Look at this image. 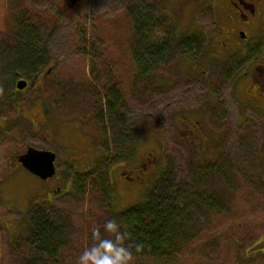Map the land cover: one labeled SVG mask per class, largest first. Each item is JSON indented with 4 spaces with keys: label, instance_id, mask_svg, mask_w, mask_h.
Wrapping results in <instances>:
<instances>
[{
    "label": "rangeland",
    "instance_id": "374dc122",
    "mask_svg": "<svg viewBox=\"0 0 264 264\" xmlns=\"http://www.w3.org/2000/svg\"><path fill=\"white\" fill-rule=\"evenodd\" d=\"M138 3L140 7L153 4L156 9L167 6L164 15L174 19L178 36H206L204 60L195 63L185 57L174 58L166 71L153 74L151 83L143 79L137 86L122 87V81L129 76L128 67L117 61L115 49L119 45L126 48L130 36L118 32L110 21L119 19L126 29L125 11ZM23 5L34 13L32 23L36 25L27 30L35 34V48L44 55L45 65L36 83L30 82L29 89L17 91L19 76L12 77V68H7L12 53L3 50L2 40L8 39L7 24L14 20L8 13ZM226 12L222 0H78L73 7L68 0H0V111L9 107V114L0 119V222L5 225L0 229V264H13L11 242L25 235L30 210L36 203L56 207L71 217L65 264H76L78 254L93 242L94 227L100 226L103 231L106 220L114 219L112 209L103 200L95 196L74 198L71 188L73 174L93 171L96 161L102 160L103 151L109 147L106 128L96 125V121L102 120L100 117L116 103L122 104L125 129L129 131L138 125L143 137L135 144L133 157L126 155L109 169L116 208L125 210L145 202L159 184L165 167L181 175L194 154L191 144L198 130L203 133L199 136L208 140L206 144L217 132L225 133L226 148L238 173L225 187V211L212 222L199 225V236L185 248L176 264L264 261L262 251L256 256L252 254L249 260L245 253L261 247L260 241H256L264 237V195L257 191L255 179L247 182L239 172L249 160L240 151L243 135L253 139L256 159L257 150H264V104L247 97L245 85L250 79L241 77L256 58L264 64V26L253 57L242 65L228 66L221 62L217 52L211 56L215 39L226 27ZM210 62L220 70L213 88L210 87L211 101H219L224 108L226 127L212 125L206 111L199 123L193 122L190 114L201 110L209 87L205 80L188 81L186 71L197 70L194 65L202 70ZM228 72L230 80L223 77ZM12 99L14 107L8 104ZM29 147L57 154V171L52 180L40 179L18 161ZM146 157L153 159L146 161L143 169ZM131 170L135 172L129 180ZM58 188L60 191L54 194ZM235 214L241 216L235 218ZM135 263L133 259L131 264Z\"/></svg>",
    "mask_w": 264,
    "mask_h": 264
},
{
    "label": "trees",
    "instance_id": "16d2710c",
    "mask_svg": "<svg viewBox=\"0 0 264 264\" xmlns=\"http://www.w3.org/2000/svg\"><path fill=\"white\" fill-rule=\"evenodd\" d=\"M163 11L162 8L156 9L153 4L140 7L138 3L136 7L130 6L125 11L126 29L123 21H110L118 32L130 36L126 48L119 45L115 49L117 61L124 62L128 67L129 76L122 81V87L137 86L143 79H148L151 83L153 74L166 71L174 56L196 57L197 63L206 57V47L203 44L206 36L199 33L178 36L174 19L164 15ZM8 14L14 20L13 24H7L8 39L2 40L3 50H10L12 53V62L7 68H12H8L12 77L25 76L34 84L45 65L44 55L35 48V34L27 30L36 25L32 23L34 13L23 5ZM14 100L8 103L10 107H14ZM220 104L219 101L213 103L211 97L203 99L204 108L201 107L198 111L199 117L205 118L206 111L210 114L212 125L218 127L222 124L226 127V112ZM121 105L114 104L108 114L100 117L102 120L96 121V125L106 128L110 137L107 139L109 147L103 151L102 160L96 161L93 171L73 174L71 189L74 198L95 196L103 200L109 210L112 209V217L123 225L128 234L124 242L131 246L135 264H176L185 248L199 236V225L212 222L225 211V187H229L231 178L238 176L237 168L226 148L227 135L217 132L215 138L208 143L210 146L206 144L207 139L196 136L199 142L192 140L194 154L181 175H175L165 167L159 175V184L150 192L145 202L118 210L112 201L109 169L126 155L133 157L137 147L135 144L143 139L138 125L132 126L129 131L125 129L127 123ZM7 108L9 107L0 111V119H5V114H9ZM261 128L264 143V124ZM240 144V151L249 160L239 172L247 182L255 179L256 189L263 196L264 150H257L256 159L251 137L247 139L243 135ZM233 216L237 218L241 215ZM70 218L65 211L48 204L33 205L25 235L11 242L13 264H65L71 238ZM4 226L0 222V229ZM263 239L261 236L256 241H260L258 244L261 246L256 252L245 251L246 260L252 259V254L257 255L260 251L264 256V246L261 244L264 243ZM250 264H264V261L253 260Z\"/></svg>",
    "mask_w": 264,
    "mask_h": 264
},
{
    "label": "flooded vegetation",
    "instance_id": "af4514ba",
    "mask_svg": "<svg viewBox=\"0 0 264 264\" xmlns=\"http://www.w3.org/2000/svg\"><path fill=\"white\" fill-rule=\"evenodd\" d=\"M223 8L224 10H227L226 12V27L223 30L222 35L217 37L215 39V49H213L212 55H220L221 56V62H224L228 66H234V63L236 64H244L248 58L253 57V53L256 50L255 43H257V39L263 35V26H264V0H222ZM167 6L164 8L166 9ZM164 8H162L164 10ZM164 12V11H163ZM260 33V34H259ZM258 34V35H257ZM251 35H255L251 36ZM250 42H248V40ZM207 41V40H206ZM246 43V45H244ZM214 52V53H213ZM175 58H182L179 56H174ZM214 59V58H213ZM187 60L190 62H195L196 57L192 58L188 56ZM215 60V59H214ZM220 62V63H221ZM207 63V65L201 68L197 65H194L198 69L195 71L187 70L186 73H188V81L196 82V79L198 81L205 80L206 81V87L209 89H206V95L205 98L212 97V91H210L211 88H213L214 80L219 75V69L217 65ZM252 66L246 67L243 75L241 77L244 80V77H248L249 84L245 85L246 90L245 93L247 94V97L249 99H252L256 102L263 103L264 104V83L262 79H264V64L261 62L260 58H256L252 63H250ZM226 67V66H225ZM168 68V67H167ZM228 69V68H227ZM218 72V73H217ZM230 73H226L223 77L226 80H230ZM202 75V76H198ZM262 81V82H261ZM211 87V88H210ZM261 91V92H260ZM202 105L200 106V108ZM204 108V107H202ZM201 108V109H202ZM200 111V110H199ZM194 119L192 120L195 123H199V115L198 112H190ZM264 115V113H262ZM177 116V115H176ZM181 116V115H180ZM198 117L197 119L195 117ZM184 119H189V117H184ZM198 121V122H197ZM197 126V125H196ZM188 132L187 130H185ZM195 134V133H194ZM203 134L201 130H198V133L196 136H199ZM195 136V135H194ZM200 137V136H199ZM153 159V158H152ZM152 159L150 157H146L143 161L142 167L143 169L146 168V161L151 162ZM57 161V158H56ZM55 161V166H56ZM57 167V166H56ZM139 168V166H138ZM134 170L128 171V174L131 173L134 174ZM123 171L120 172V175H123ZM133 175L131 174L130 177H128L129 180L133 179ZM52 179H48L46 181H49ZM60 189H56L54 194L56 192H59ZM53 194V195H54ZM49 197L51 198L52 195L49 194Z\"/></svg>",
    "mask_w": 264,
    "mask_h": 264
},
{
    "label": "clouds",
    "instance_id": "9594fccd",
    "mask_svg": "<svg viewBox=\"0 0 264 264\" xmlns=\"http://www.w3.org/2000/svg\"><path fill=\"white\" fill-rule=\"evenodd\" d=\"M127 233L121 231L116 219H108L92 229V243L76 257V264H131L134 255L131 246L125 244ZM140 246H137V251Z\"/></svg>",
    "mask_w": 264,
    "mask_h": 264
},
{
    "label": "water",
    "instance_id": "95a60500",
    "mask_svg": "<svg viewBox=\"0 0 264 264\" xmlns=\"http://www.w3.org/2000/svg\"><path fill=\"white\" fill-rule=\"evenodd\" d=\"M69 6L73 7L78 3V0H68ZM51 70H48V74ZM29 87L27 80L18 77L16 88L19 91H24ZM56 153L48 150H40L29 147L26 152L18 157L21 165L40 179L46 181L51 179L56 174Z\"/></svg>",
    "mask_w": 264,
    "mask_h": 264
}]
</instances>
